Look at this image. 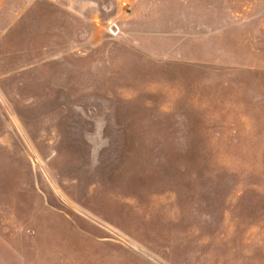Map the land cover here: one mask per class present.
<instances>
[{
  "label": "rangeland",
  "instance_id": "rangeland-1",
  "mask_svg": "<svg viewBox=\"0 0 264 264\" xmlns=\"http://www.w3.org/2000/svg\"><path fill=\"white\" fill-rule=\"evenodd\" d=\"M0 264H264V0H0Z\"/></svg>",
  "mask_w": 264,
  "mask_h": 264
},
{
  "label": "built area",
  "instance_id": "built-area-1",
  "mask_svg": "<svg viewBox=\"0 0 264 264\" xmlns=\"http://www.w3.org/2000/svg\"><path fill=\"white\" fill-rule=\"evenodd\" d=\"M111 32H112V30H111Z\"/></svg>",
  "mask_w": 264,
  "mask_h": 264
}]
</instances>
